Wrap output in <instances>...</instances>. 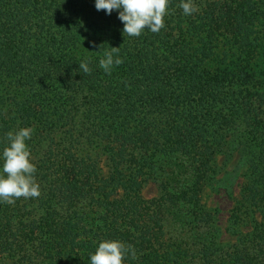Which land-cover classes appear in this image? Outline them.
Listing matches in <instances>:
<instances>
[{
	"label": "trees",
	"instance_id": "trees-1",
	"mask_svg": "<svg viewBox=\"0 0 264 264\" xmlns=\"http://www.w3.org/2000/svg\"><path fill=\"white\" fill-rule=\"evenodd\" d=\"M193 2L131 37L95 0H0V151L34 127L41 188L0 204V264H90L109 239L124 264H264V0ZM233 157L223 240L203 192Z\"/></svg>",
	"mask_w": 264,
	"mask_h": 264
},
{
	"label": "clouds",
	"instance_id": "clouds-1",
	"mask_svg": "<svg viewBox=\"0 0 264 264\" xmlns=\"http://www.w3.org/2000/svg\"><path fill=\"white\" fill-rule=\"evenodd\" d=\"M169 0H95L97 11L105 10L107 15L116 10L123 23V34L138 37L147 29L159 32L164 27L168 14ZM183 14L190 16L198 11L193 0H180ZM119 48L111 47L99 60V67L105 74H111L114 66L123 63ZM90 61L86 58L79 63L84 74H90ZM34 127H20L6 133L7 144L0 151V204L14 205L17 199L38 198L40 184L36 179L37 167L33 162L31 148L27 143L32 139ZM137 258L136 249L118 239L99 242L90 254V264H124L127 258Z\"/></svg>",
	"mask_w": 264,
	"mask_h": 264
},
{
	"label": "rangeland",
	"instance_id": "rangeland-1",
	"mask_svg": "<svg viewBox=\"0 0 264 264\" xmlns=\"http://www.w3.org/2000/svg\"><path fill=\"white\" fill-rule=\"evenodd\" d=\"M219 159H221L219 157ZM238 159L233 157L222 171L208 183L203 192V202L208 208L217 211V225L221 232V239L233 240V237L226 232L228 226V214L233 204V196L238 192L239 184L242 181L241 171L243 170ZM158 193L156 182H149L143 190L145 197L150 198Z\"/></svg>",
	"mask_w": 264,
	"mask_h": 264
}]
</instances>
